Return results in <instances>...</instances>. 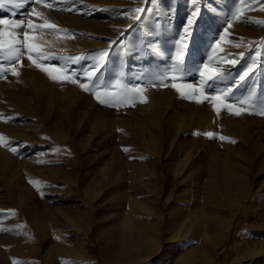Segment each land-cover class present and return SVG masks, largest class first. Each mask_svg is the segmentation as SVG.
Returning <instances> with one entry per match:
<instances>
[{
	"label": "bare ground",
	"instance_id": "bare-ground-1",
	"mask_svg": "<svg viewBox=\"0 0 264 264\" xmlns=\"http://www.w3.org/2000/svg\"><path fill=\"white\" fill-rule=\"evenodd\" d=\"M186 2L191 3L193 0H186ZM209 2L211 6L206 7L212 18L207 23L208 30L204 31L197 40L195 39V42L190 33L197 22L200 8L193 2L196 7L183 27L184 35L179 47L180 56L174 61H180L188 53L194 54V49L199 55L203 54L204 49L214 50L216 59L222 55L221 50L226 41H222L223 37L221 40L217 36L215 29L224 15L230 16L232 12L239 10L240 0H209ZM251 10L253 11L252 7ZM259 14L262 15L260 19H264V8L259 11ZM232 18L230 21H233ZM257 19L259 20V15ZM254 30L255 27L250 26L248 33L251 34ZM109 36L111 37V33ZM41 41L47 50L62 48L51 40L42 39ZM65 42L64 40L62 43ZM89 45L81 41L82 47L86 48ZM78 48L81 47L77 44L67 47L69 51ZM231 53L229 52L230 55ZM222 67L227 71L230 69L225 63ZM116 71H120L117 64L106 75L108 78L105 79V77L101 83L104 87L113 85L112 98L121 100L119 93L124 90L120 88L123 77L119 75L115 80L110 79ZM207 73L205 72L206 75ZM222 73L221 71L220 74ZM29 75L28 83L32 84L36 92L41 93L42 102L46 107L45 116L39 119L41 125L33 132L34 136H42L46 130L54 141L67 143L73 148L80 146L82 153L85 151L87 153L88 148L96 146L109 152L110 155L105 159L103 153L100 154L102 157L97 161L99 170H96V175L89 181L86 180L82 187L86 207L77 205L74 211L64 216L52 214L46 203L42 209L32 196L28 194L18 196L13 187V184H16L13 183V173L16 168L22 167V163L16 158V148L19 147H15L14 140L18 136L23 138L28 135L21 136L23 133L19 135L21 126L17 127V124L9 122L20 114L25 115V118L27 115H33L34 112L29 111L31 108L29 99H25V95H22L20 98L14 97V101L10 102L16 107L0 106V111H8L4 121L0 122V135L3 136V141H8L5 144L7 146L2 145L0 141V177L8 181L7 187L4 188L7 197L0 200V264H14V262L19 264H92L85 259L87 252L85 236L91 224L88 207L95 209L93 225L104 242L105 261L108 264H137L145 258V254L150 255L156 249L158 255L154 256L153 261L145 264H212L213 250L226 239L231 226L227 208L240 205L249 196L252 186L255 187V191L251 203L255 205L257 214L251 224L253 238L245 239L246 247L236 249L235 258L237 263L251 259L248 264H264V148L261 142L264 135V118L260 124L249 128L243 125L239 117L225 114L222 115L224 127L221 132L216 128L211 130L198 127L197 124L203 123L200 119L204 117V111L200 108L193 109L188 117L180 116L175 119L170 117L168 105L171 104L167 101L163 106L161 105V109L155 102L150 116L143 113L124 117L119 114L112 116L105 112L97 114L101 109L92 105L91 102V104L86 103L85 97L81 98L80 95L71 91H62L63 87L55 85L46 75H37L33 72ZM241 75L243 74L238 75L237 84L244 81L240 80ZM206 77L204 75V78ZM225 77V75L221 77L224 81L223 89L229 92L232 87L225 81ZM216 78L219 79V76ZM256 80L254 87L262 92L260 94L264 99V74ZM96 82L95 78L87 80L90 86ZM156 92V89L149 88L146 94L156 95ZM155 100L160 102L158 96L154 97ZM82 110L86 112L82 113L84 112ZM160 112L171 122L185 119L181 122L194 125L195 138L189 137V127L183 126H175L162 133L154 125V119ZM115 126L121 127L122 130L114 133ZM87 127L92 128V131L85 135L84 131ZM207 132H213L216 135L209 138L204 135ZM220 136L228 137L235 143L221 140ZM111 143L118 146L109 147ZM131 145L133 150L129 148ZM13 148L15 152L11 150ZM145 152L150 155L148 160L142 155ZM165 161L170 162L164 164ZM155 162L156 169L150 164ZM78 167L79 163L74 158L65 159L62 165L55 167L57 171L55 176L59 181L64 179L76 186L79 180ZM203 168L209 174V176L205 175V178L201 174ZM203 193L205 195L210 193L213 196V206L200 205L199 199ZM100 195L106 199V203L99 205L97 200ZM110 195L113 197L111 198ZM11 203L26 208L31 222L42 233L44 252L40 256V262H33L27 256H36V252L34 249H29V244L21 243L22 226L15 213L12 225L10 227L6 225L7 220L4 219L10 213ZM11 218L12 216L8 217L10 220ZM74 228L77 229V236L80 238V242L77 240L78 243L74 242L76 239L68 238L70 233H74ZM49 236L52 240H48ZM186 237L194 238V243L190 244V241L183 243Z\"/></svg>",
	"mask_w": 264,
	"mask_h": 264
},
{
	"label": "rangeland",
	"instance_id": "rangeland-1",
	"mask_svg": "<svg viewBox=\"0 0 264 264\" xmlns=\"http://www.w3.org/2000/svg\"><path fill=\"white\" fill-rule=\"evenodd\" d=\"M111 1L113 0H44V3L53 4L52 8H47L44 7L43 4L37 5L34 0H0V18L24 21L25 24H27L29 20L35 24L49 22L57 25L60 29H67V33L53 29H36L34 31L32 29H21V31L27 30L38 37L35 42L41 46V51L51 54L50 59H37V63L51 64L61 69H67L69 72H75L77 75L73 77V79H77L78 83L60 79L61 73L54 72L52 74L58 77V79L50 78L47 72L41 71L40 68L28 59L29 53L26 51L22 55H19V63L12 64L15 71L19 74L12 75L11 71H7L4 74V78H0V106H10L14 108L16 106L10 104V102L14 101L13 98H20L22 95H25V99H29V106L31 107L29 111L34 112L33 115L31 114L32 117L27 115L25 118V115L20 114L10 119L11 122H9L11 124H17V127L21 126L18 131L19 135L20 133H23L21 136L24 134L28 135L23 138L18 136L17 139L14 140L15 147H19L16 148V158L22 163V167L19 166L18 169L16 168L13 173V183H16L13 184V187L18 196H21V194L32 196L42 209L43 205L46 203L51 213L57 216L67 215V213L74 211V207L77 205L81 207L84 205V207H86V199L82 192V187L86 180L89 181L92 179V176L96 175V170H99L97 164L98 159H101L100 157H102V155L107 159L110 154L96 146L91 149L88 148L89 150L87 149V153L86 151L82 153L80 146H75L73 148L67 143L63 144L59 141H54L49 131L47 132L46 130L42 133V136H34L33 132L41 125V117L44 118L45 116L46 107L42 102L41 93L36 92L32 88V84L30 82L28 83L27 77L31 72L37 75H46L55 85L63 87L62 91H71L80 95L81 98L85 97L86 99L84 101L86 103H92V105L101 109L97 114L105 112L112 116L119 114L124 117L143 113L144 115L150 116L155 102L161 109V105L163 106L167 101L171 104L168 105L171 113L170 117H174V119L180 116L188 117L190 113L193 112V109L200 108L204 111V117L200 119L203 123L197 124L198 127L200 129L206 128L211 130H215L216 128L221 132L224 127L222 115L225 114H229L236 118L239 117L242 119L243 125L249 128L255 127L258 123L260 124L264 118V115L256 114L259 111L260 102L264 101V99L261 97L262 92L254 87V84L257 82L256 79L264 74V23H261L264 19H260L262 15L259 14V11L264 8V0H240L238 11L232 12L230 16L227 14L224 15L221 21L217 23L215 33L220 39L223 37V40L221 39L222 41H226L224 48L221 50L223 51L221 53L222 55H220L223 56L225 54L223 57L220 58L219 56V58L216 59V57H214L215 52L211 49L202 50L204 51L202 52L204 55H199L196 52L197 50L194 49V54L188 53L187 56H184L183 59L177 62L174 60L180 56L179 54L181 51L179 47L184 35L183 27L186 21L189 20L190 14L196 6L200 8L199 16L196 19L197 22L194 28L191 30L190 36L195 42V39L197 40L204 34V31L206 32V30H208L207 23L212 18L211 14L207 11V7L211 6L209 0H193V2L197 4L196 6H194L195 4L193 2L187 3L186 0H155L154 3L149 2V0H117L118 2L115 3ZM183 4L185 5L183 6ZM137 8L143 11L138 13L136 12ZM34 9L35 13H41L39 17L33 12ZM258 15L259 20L257 19ZM136 17H139V19H136ZM224 17L226 19H224ZM231 18L233 21H230ZM229 25L231 26L229 27ZM250 26L255 27V30L251 34L248 33L250 32ZM5 28H7V26H5ZM108 33H111V37ZM4 39L7 40V37ZM42 39L51 40V42L62 48L47 50L43 45L44 43L42 41L40 42ZM64 40L66 42L62 43ZM81 41H85L91 46L89 45L86 48L82 47ZM74 44H77L81 48L69 51L67 47ZM150 44L153 45L151 46ZM236 45H239V47L237 48ZM151 47L152 49H150ZM205 50L208 51V53ZM227 50H229L230 53L233 52L231 53L232 55H230L229 52L227 53ZM32 55L34 59L37 58L36 53H32ZM200 57L202 59H200ZM209 57L211 58L209 59ZM206 59L209 60L207 61ZM110 61H112V63ZM230 61L235 62L232 63ZM191 62H193V64ZM224 63L227 68H230L229 71L222 67ZM116 64L119 66L120 71H116L117 73L114 72L115 74H113L110 79L115 80L119 75L123 77L120 88H124V90L119 93V95L124 102L116 104L115 106L101 104L93 93L95 91H100L101 98L106 97L104 95L105 90L113 94L111 88L113 85L104 87L101 82L106 75L115 68ZM0 65L6 68L9 66L6 52H0ZM205 65H208L209 68H215L216 70L222 67L217 71L220 73L221 71L223 72L222 74L226 76L224 79L229 83V86L232 87V90L228 92L223 89L224 81L221 80V77L224 75L222 74L219 75V79L214 78L209 80L208 77H206L208 73L205 69ZM92 70H97L95 76L92 77V79H97V82L91 86L92 91L86 92L80 88L79 84L87 83L85 77ZM249 70H251L249 76L246 77L243 82L237 84L238 75ZM202 71L207 73V75L205 74L206 78L201 75ZM173 77H175V79H172ZM107 78L108 77L105 79ZM173 84L184 85L185 87L181 90L186 94L193 93L194 89L199 91H195L194 98L189 99L187 96H182L180 92L173 87ZM187 86L191 87L189 88ZM149 88L156 89L157 94H146ZM134 89H142V91L138 92L134 91ZM201 93H203V95H201ZM225 93L228 94V99L225 100L226 104H232L235 108H244L246 110L242 111L241 114L237 116L234 114V110L229 111L227 108L223 107L219 101L212 99L218 95L223 99V94ZM157 96L160 102H157V100L154 101V97ZM204 96H207L208 99L204 100ZM251 98L255 99V107H249L248 105H241L239 103V101L250 100ZM199 100H203V102H197ZM32 103H34V106H32ZM217 108H220L219 112H217ZM82 111V113L86 112V110ZM7 112L8 111H0V122L4 121V118L8 115ZM81 112L79 114H81ZM249 112L253 114H249ZM166 117L167 116L160 112L154 119V125L161 130L162 133L169 128L183 126L189 127V137L192 139L195 138L194 125L181 122L185 119L171 122L167 120ZM90 130L92 131V128H85L84 134H89L91 132ZM120 130L122 129L118 126L113 128L114 133H118ZM7 142L8 141L4 140L1 144L5 145ZM261 142L264 148V135L262 136ZM113 143H111L109 147L113 146L115 148V146H118ZM30 144L34 148H32ZM129 148H132V145L129 146ZM79 150L81 152H79ZM131 150H133V148ZM79 153L81 156H78L80 155ZM101 153L103 154L100 156ZM142 155L145 156L146 160L150 157L147 152ZM64 158H74L79 163V180L76 186H74L72 182L65 181L64 179L59 181L55 176V172H57L55 167L62 165L65 162ZM168 162L165 161L164 164ZM25 164L27 166H25ZM150 164L156 169V162ZM83 166L85 167L83 168ZM23 167L26 168L23 169ZM73 167L74 166H72V168ZM205 170L204 168L201 169V174L204 175V178L205 175L209 176ZM30 181H38L39 183L34 184L30 183ZM7 182L5 178L0 177V200L3 198L6 199L7 197V192L4 189L7 187ZM21 188H23V190ZM254 191L255 187L252 186L249 196L242 201L240 205L227 208V214L231 219V226L228 229L226 239L220 242L213 250L212 254L214 261L212 264H248L249 260L251 261V259H249L237 263L235 257L237 255V248L246 247L245 239L253 238V235H251L253 234L251 224L257 217L256 207L251 203V201H253ZM111 196L113 197V195H110V197ZM212 198L213 196L210 193L207 195L203 193L199 199L200 205H206L208 207L213 206L214 203ZM97 202H99L100 205L106 203V199L100 195ZM11 205L12 208H10V213L7 214V217H5L6 219H4L7 220L5 221L7 227L12 225L15 213L22 226L23 235L21 243L23 245L29 244V249H34L36 252V256H27L33 262H40V256H42L44 252L42 233L38 227L31 222L26 208L17 206L14 203H11ZM88 208L90 211L89 218L91 219V224L85 236L87 244L85 259L92 264H108L105 261L106 252L104 242L93 225L95 221L93 218L95 209L91 207ZM11 216V220L8 219V217ZM67 229L70 228L67 227ZM77 233V229L74 228V233H70L71 235L69 234L68 238L76 239L74 241L76 243H78L77 240L80 242ZM48 240H52V238L49 236ZM187 241L193 244L195 240L192 237H186L183 243ZM156 255H158L157 249L151 252L150 255L145 254V258L140 261V263H149L153 261Z\"/></svg>",
	"mask_w": 264,
	"mask_h": 264
},
{
	"label": "snow or ice",
	"instance_id": "snow-or-ice-1",
	"mask_svg": "<svg viewBox=\"0 0 264 264\" xmlns=\"http://www.w3.org/2000/svg\"><path fill=\"white\" fill-rule=\"evenodd\" d=\"M34 2L37 5L43 4L44 7L47 8H52L53 4H47L44 3V0H34ZM149 2L154 3L155 0H149ZM143 11L140 8L136 9V12H141ZM33 12L35 13V9L33 10ZM35 15L37 17H39L41 15V13H35ZM136 19H139V17H136ZM261 23H264V21H262ZM189 24H191V21H189ZM5 26H7V28H5ZM231 25H229L230 27ZM21 29H32L33 31L36 29H53L59 32H63V33H67V29H60L58 28L57 25L49 23V22H45L44 24H35L33 23L31 20L28 21L27 24H25L24 21H16L14 19H3L0 18V52H6L7 53V58L9 60V66L6 68L3 65H0V78H4V74L7 71H11L12 75H18L19 73L15 71V68L12 66L13 63H19V55H22L25 51L27 53H29L28 55V59L30 61H32L33 64H35L38 68H40L41 71H45L49 74L50 78L52 79H58V77L53 76L52 74L55 73H61V77H59L60 79L63 80H68L72 83H78L77 79H73V77H75L77 74L75 72H69V70L67 69H61L60 67L57 66H53L51 64H39L37 63V59H44V60H48L51 58V54H47L41 51V46L36 43L35 41L38 39L35 35H33L32 33H30L27 30L21 31ZM7 37V40H5L4 38ZM22 37V38H21ZM237 47H239V45H236ZM32 53H36V59L33 58ZM242 55V54H241ZM232 63H234L235 61H230ZM205 69L208 71V79H214L217 76L220 75V73L215 69V68H209L208 65H205ZM97 70H92L90 71L85 79L86 80H91L92 77L95 75ZM250 71H245L243 73V75L240 76V80L243 81L246 77L249 76ZM201 75L204 76L205 72H201ZM172 79H175V77H173ZM80 88L86 92H90L92 91V87L87 84V83H80L79 84ZM173 87L176 88V90L178 92H180V94L182 96H187V98L189 99H193L194 98V93L195 91H199L194 89L193 93L191 94H186L185 92H183L181 89L183 87H185L184 85H176L173 84ZM187 87H191V86H187ZM134 91H142V89H134ZM96 97V99L98 100L99 103L101 104H108L109 106H115L118 103H122L124 102L123 100H115L114 98H112V94L108 91L105 90L104 95L106 97L109 98H101V92L100 91H95L93 93ZM201 95H203V93H201ZM224 98L222 99L221 96H215L212 99L217 100L220 102V104L227 108L229 111H233L234 110V114L239 116L241 114L242 111L246 110L244 108H235L234 105L232 104H226L225 100L228 99V94L225 93L223 94ZM204 100H207L208 97L204 96L203 97ZM197 102H203V100H199ZM239 103L241 105H248L249 107H255L256 106V102L254 98H251L250 100H242L239 101ZM215 107V106H214ZM220 111V108H217V112ZM249 114H253L251 112H249ZM256 114H260V115H264V101L260 102L259 104V111ZM199 134V133H196ZM204 135L208 136L209 138H212L213 136H215L216 134L213 132H207L204 133ZM221 140H229V142L235 143L234 140H231L228 137L225 136H220L219 137ZM3 136L0 135V141H3ZM7 146V145H4ZM13 152H15L16 150L13 148L11 149ZM30 183H34L37 184L39 183L38 181H30ZM14 264H19V262H14Z\"/></svg>",
	"mask_w": 264,
	"mask_h": 264
}]
</instances>
